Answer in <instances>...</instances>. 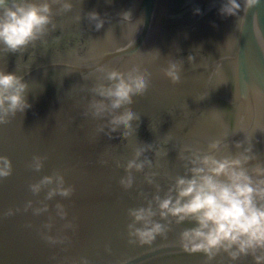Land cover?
<instances>
[{
	"label": "water",
	"instance_id": "1",
	"mask_svg": "<svg viewBox=\"0 0 264 264\" xmlns=\"http://www.w3.org/2000/svg\"><path fill=\"white\" fill-rule=\"evenodd\" d=\"M74 3L72 13L58 18L63 27L49 33L46 47L37 42L23 54H6V64L0 61L14 72L31 59L24 79L33 82L32 107L0 124V154L13 164L12 174L0 179V264H206L203 254L179 246V232L187 225L173 224L151 245L129 242L127 210L143 205L155 189L139 172L125 189L123 164L135 148L152 144L145 156L153 168L145 171L159 172L156 180L166 188L171 177L183 174L181 145L205 147L225 130L233 135V152L245 134L253 141L259 156L249 167L264 161V0L242 7L236 17H221L219 0ZM93 9L107 13L112 25L95 31L85 19H74ZM123 11H131L133 22L142 21L135 33L116 24ZM73 50L76 55H70ZM90 50L95 64L87 60ZM170 62L180 65L175 83L164 74ZM97 65L118 71L136 67L149 74L147 90L130 107L140 120L129 140L119 131L110 134L112 139L98 135L100 122L85 114L93 98L89 89L100 75L93 71ZM166 135L173 138L168 144L163 143ZM162 150L167 156L157 159L155 153ZM34 156L44 158L39 172L29 167ZM57 172L71 188L70 197L46 201L49 211L40 215L25 210L28 201L37 207L44 199L43 192L34 196L29 185ZM57 203L63 220L56 215ZM45 235L60 243H50ZM238 264L254 261L247 256Z\"/></svg>",
	"mask_w": 264,
	"mask_h": 264
},
{
	"label": "clouds",
	"instance_id": "2",
	"mask_svg": "<svg viewBox=\"0 0 264 264\" xmlns=\"http://www.w3.org/2000/svg\"><path fill=\"white\" fill-rule=\"evenodd\" d=\"M112 2L106 0V3ZM219 3L221 17H236L242 7L247 10L261 0H219ZM74 8V0H0V61L6 64V54H23L35 48L37 42L46 47L49 33L63 27L58 18L72 13ZM194 12L200 14L201 10L196 8ZM118 15L120 19L116 24L131 27L134 33L142 23L132 21L131 11ZM82 18L95 31L103 29L106 23L112 25V18L107 13L101 14L94 9L75 14L77 22L81 23ZM58 41L59 37H56ZM89 53L87 60L95 64L96 54L91 50ZM70 55H76L75 50ZM77 59L85 58L77 56ZM31 63L30 59L23 65V70L17 64L14 72L0 66V124L32 107L28 95L33 91V82L24 79L31 70ZM54 63L71 65L66 61ZM93 71L100 75L89 89L93 98L85 114L100 122L96 128L98 135L112 139L110 134L119 131L121 138L129 140L135 131L134 125L138 127L140 120L139 114L130 107L133 99L147 90L149 74L136 67L118 71L105 65H97ZM91 74H85V78ZM164 74L172 82H178L180 65L170 62ZM231 136L225 130L205 147L181 145L178 155L183 174L171 177L166 188L156 180L159 172L145 171L153 168V161L145 156L152 144L134 149L132 157L123 164L126 176L120 183L130 189L134 184V173L139 172L155 191L150 197H144L146 202L143 205L127 210L131 218L127 225L130 243L151 245L158 237H165L173 224L187 225L179 232V246L186 253L203 254L206 264H238L247 256L252 257L254 264H264V161L249 167V163L259 156L254 151L253 141L245 134L243 140L234 143L236 151L233 152L230 150ZM165 137L164 144L173 139L169 135ZM167 154L163 150L155 153L157 159ZM29 167L41 171L44 158L34 156ZM12 171L10 157L0 154V179L10 176ZM29 189L34 196L44 193L39 206L33 207V201H28L25 206V210L31 208L35 215L49 211L46 201L57 196L66 199L71 195V188L66 186L64 176L58 172L42 176L30 184ZM11 213L9 210L8 214ZM56 215L61 220L65 218L59 203L56 204ZM70 227L64 225L65 230ZM45 228L50 229L51 223ZM44 238L53 244L60 243L48 235Z\"/></svg>",
	"mask_w": 264,
	"mask_h": 264
}]
</instances>
